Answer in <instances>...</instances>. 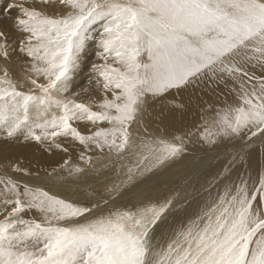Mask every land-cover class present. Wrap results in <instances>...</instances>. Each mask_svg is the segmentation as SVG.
Wrapping results in <instances>:
<instances>
[{
    "label": "snow or ice",
    "instance_id": "obj_1",
    "mask_svg": "<svg viewBox=\"0 0 264 264\" xmlns=\"http://www.w3.org/2000/svg\"><path fill=\"white\" fill-rule=\"evenodd\" d=\"M0 264H264V0H5Z\"/></svg>",
    "mask_w": 264,
    "mask_h": 264
},
{
    "label": "rangeland",
    "instance_id": "obj_2",
    "mask_svg": "<svg viewBox=\"0 0 264 264\" xmlns=\"http://www.w3.org/2000/svg\"><path fill=\"white\" fill-rule=\"evenodd\" d=\"M1 6H3V5H1ZM92 63V59L90 58L89 60H88V62H87V64H85V65H83L82 66V71L80 72V74L76 77V80H77V83H78V87L77 88H74V90L75 91H78V90H80V88H83V87H85V86H87V72H88V65L89 64H91ZM86 95H87V97H86ZM91 95V94H90ZM89 94H84V93H82V95H81V99H86V98H88L89 96H90ZM10 149H12V147L10 148ZM9 149V150H10ZM8 150V151H9ZM32 150V151H31ZM21 152H23V153H21ZM28 152H29V155H27L28 154ZM30 152H31V154H30ZM32 152H33V149H21V150H19L18 151V154H16V156H22L24 159H27V157L29 156V157H31L32 156ZM8 154V152H6V155ZM9 155V154H8Z\"/></svg>",
    "mask_w": 264,
    "mask_h": 264
},
{
    "label": "bare ground",
    "instance_id": "obj_3",
    "mask_svg": "<svg viewBox=\"0 0 264 264\" xmlns=\"http://www.w3.org/2000/svg\"><path fill=\"white\" fill-rule=\"evenodd\" d=\"M5 3V0H0V6L1 5H3ZM90 95V94H89ZM96 95H98V94H96ZM86 97H87V95H86ZM90 98V96L88 97V98H86L85 100H87V99H89ZM257 147H259V145H257ZM30 149V148H29ZM19 150H21V148H17V147H15V146H12V149H10L9 151H7L8 152V154L9 155H16V154H18V151ZM26 150V149H25ZM32 151V150H31ZM21 153H23V152H21ZM4 154H6V153H4ZM7 154V155H8ZM30 154H31V152H30ZM19 155V154H18ZM27 155H29V152H28V154ZM31 157H27V159H25L26 161L28 160V159H30ZM255 164H256V158H255V155H254V158H253V166H255ZM163 193H164V189L163 188H161V190L159 191V193H157V194H159V195H163Z\"/></svg>",
    "mask_w": 264,
    "mask_h": 264
}]
</instances>
